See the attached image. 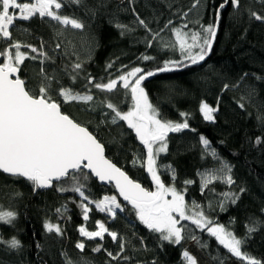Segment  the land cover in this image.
Here are the masks:
<instances>
[{
	"label": "trees",
	"instance_id": "16d2710c",
	"mask_svg": "<svg viewBox=\"0 0 264 264\" xmlns=\"http://www.w3.org/2000/svg\"><path fill=\"white\" fill-rule=\"evenodd\" d=\"M223 2L199 0L193 7L196 0H81L80 3L64 0L59 14L78 19L84 24L82 29L38 15L29 20L17 19L10 28L11 40L0 39V50L19 42L21 51L36 57L25 59L20 66V78L30 89H38L41 69H45L48 76H56L52 81L54 89L70 86L81 93L90 92L93 106L64 103L62 98H56L64 113L97 136L111 160L154 191L146 170V150L126 122H111L113 114L105 106L111 102L127 111L131 106L130 94L126 95L119 83L112 92L98 90L93 85L107 83L133 67L153 70L166 60H181L178 46L175 49L165 46L175 40L171 28L187 24L185 31H202L200 26L214 22L218 5ZM253 12L264 16V0H239V7L229 2L219 10L216 42L203 63L157 74L142 86L159 118L183 122L180 114H188L190 128L169 133L168 150L157 158L162 181L166 186L174 184L185 195L190 211H203L237 238L245 239L247 227L254 226L256 230L247 235L241 249L264 264V21L256 20ZM137 17L145 21L147 29L138 23ZM169 21L172 25L165 28ZM117 24L127 27L121 29ZM154 33L159 36L152 40ZM28 45L38 51L33 53L30 47H23ZM145 55L154 59H141ZM3 59L0 58V63ZM77 63L82 67L74 70ZM110 63L111 68L107 67ZM89 77L92 84L88 83ZM202 101L218 107L214 121L203 119L199 111ZM201 135L210 141V149L215 150L218 158L204 149L199 141ZM257 138L260 143L256 142ZM137 158L145 166L133 165ZM221 162L231 166L234 184L216 180L202 188L198 173L219 169ZM164 165L175 169V181ZM81 183L89 201H93L88 205L87 221L83 218L79 194L59 190L70 189V179L55 182L49 189H34L27 180L0 171V206L17 213L13 225L0 223V238L8 241L15 237L20 241L17 249L0 243V264H69V261L71 264H186L182 255L185 249L190 250L198 264H248L193 224L191 229L184 228L180 244L161 241L158 233L139 221L135 210L122 201L113 185L100 184L90 173ZM240 189L244 191L241 193ZM225 192L237 193L239 199L235 204L224 201ZM105 196H116L123 211L119 210L115 217L99 211L94 201ZM193 202L200 208H192ZM222 202L224 210L220 206ZM57 209L61 212L57 213ZM253 220L260 223L253 225ZM45 221L58 225L62 234L48 232ZM98 221L116 232L117 239L113 240L107 233L102 240L80 235V227L98 230ZM193 236L196 239L191 242ZM77 243L84 244L80 254L76 251ZM97 247L101 250L94 251ZM102 252L107 255L111 252L113 256L103 260L98 255Z\"/></svg>",
	"mask_w": 264,
	"mask_h": 264
},
{
	"label": "snow or ice",
	"instance_id": "6c2138e0",
	"mask_svg": "<svg viewBox=\"0 0 264 264\" xmlns=\"http://www.w3.org/2000/svg\"><path fill=\"white\" fill-rule=\"evenodd\" d=\"M64 0H31V2H22V0H0V39L11 40L10 28L17 19L29 20L38 15L40 18L48 17L64 26H71L73 29H82L84 24L75 18L59 14ZM73 3H80L81 0H70ZM231 3L239 7V0H224L218 5L216 19L208 25H201L202 31H185L187 24L181 27H172L171 32L175 40L165 46L177 48L182 57L181 60H166L161 67L153 70H145L141 67H133L126 72H122L117 78L109 79L107 83H95L93 86L101 91L112 92L117 88L118 83L126 90V95L130 94L131 106L127 111L121 110L117 105L111 102L106 103V107L111 110L112 123L124 121L129 129L134 130L136 137L146 150V170L150 174L154 183L155 191H150L140 183L129 178V176L117 167L111 160L105 156V146L86 126L71 118L61 109V103L56 98H62L64 103L84 102L93 100L90 92L81 93L75 91L70 86H60L53 88V78L47 76L41 69V82L38 89H30L26 86L25 80L19 76L20 66L25 59L29 57L24 51H21L22 45L14 42L8 47L0 50V57L3 62L0 63V171L10 174L13 177H19L30 182L34 189H44L53 186L54 182L70 179L71 188L60 187V191H73L82 198L80 204L83 210V218L88 220L90 211L88 196L82 190L84 185L81 179L87 180V169L100 181L115 182V187L119 195L132 205L139 221L149 230L158 233L161 241L171 244H180L184 239V228L181 221H191L196 228L207 231L218 241L231 255L248 261V264H262L261 261L248 256L242 252L241 245L245 242L247 235L256 230L254 226L247 227L245 239L237 238L226 227L209 219L203 211L189 212V206L185 202V196L173 185L166 186L161 179L157 164V158L161 153L168 150L167 136L169 133H179L182 130L189 129L188 114L181 113L184 117L183 122H173L163 120L158 110L149 100V96L142 86V83L149 77L157 73L173 71L181 66L187 67L184 61H189L195 65L204 61L210 53L215 41L220 13L226 4ZM199 0L193 4L196 7ZM12 10V11H10ZM18 10V12L16 11ZM185 17L187 13H184ZM252 16L256 20L264 21V16L255 12ZM138 23L147 29L145 21L137 17ZM199 23V21H197ZM172 21H169L164 27L169 28ZM118 28L126 29L127 26L117 24ZM150 32L151 30L148 29ZM163 31V29L161 30ZM123 34V33H122ZM159 33H154L152 40H155ZM152 40L148 41V46H152ZM190 41V42H189ZM30 47L31 52L38 51L37 48ZM59 47V44L57 45ZM14 50V51H13ZM40 55L47 58V54L41 52ZM143 60L154 59L150 56L141 57ZM81 64L73 66L74 70H79ZM107 67L111 68L112 64ZM127 67V66H124ZM75 77H73V80ZM88 83L92 84V79L88 78ZM227 87V85H225ZM243 107V105H240ZM199 111L206 121H214V114L218 107H212L206 102H201ZM195 131V129H191ZM200 143L206 151L210 150L213 158H218L214 149H210V141L203 135L199 137ZM260 143V138H257ZM133 165L140 163L145 166V162L139 158L132 161ZM171 172V179L175 181V169L171 165L163 166ZM231 166L227 162H221V167L214 171L198 173L201 176L202 188H206L213 181L220 180L227 185L234 184L231 173ZM80 173L81 175H76ZM192 181H185L190 184ZM244 189H240L242 193ZM171 199H168V197ZM224 201H230L235 204L239 199V194L225 192L222 194ZM87 201L88 203H84ZM95 207L101 212H107L110 216H116V210L123 211L121 204L116 196H105L102 200L94 201ZM221 209L224 210V204L221 203ZM192 208L198 209L200 205L192 203ZM264 211V210H262ZM61 209H57L60 213ZM17 213L11 210H4L0 206V223L13 225ZM251 220V218H250ZM259 221H252L253 225H258ZM44 228L48 232L55 231L62 234L58 225L45 221ZM96 231H88L84 227L79 228L80 235L88 238L103 239L107 233L113 240L117 239V233L109 231L101 222H97ZM192 239H196L195 236ZM0 243L7 244L10 248L20 247V241L12 237L8 241L0 238ZM76 247L83 250L84 244L77 243ZM123 248V245H121ZM99 247L94 251H100ZM109 256H113L108 252ZM183 258L186 264H197V260L189 254L187 250L183 252ZM115 259V257H113ZM69 264L71 262L69 261Z\"/></svg>",
	"mask_w": 264,
	"mask_h": 264
},
{
	"label": "water",
	"instance_id": "95a60500",
	"mask_svg": "<svg viewBox=\"0 0 264 264\" xmlns=\"http://www.w3.org/2000/svg\"><path fill=\"white\" fill-rule=\"evenodd\" d=\"M227 5V4H226ZM226 5H225V7H226ZM219 23H220V19H219ZM218 30H219V27H218ZM217 34H218V31H217ZM216 38H217V35H216ZM216 38H215V41H214V43H213V46H212V49H213V47H214V44H215V42H216ZM212 49H211V51H210V53L208 54V56L211 54V52H212ZM207 56V57H208ZM206 57V58H207ZM1 58V57H0ZM206 58H205V60H206ZM204 60V61H205ZM204 61H201L200 63H198V64H201V63H203ZM198 64H195V65H198ZM192 64H188V66H191ZM184 67H182V68H179V70H181V69H183ZM178 68H176V69H174L173 71H175V70H177ZM157 74H160V73H157ZM156 74V75H157ZM19 76H20V72H19ZM152 77H149L148 79H151ZM148 79H146V80H148ZM145 80V81H146ZM143 84V83H142ZM105 156H106V158H108L109 160H111L108 156H107V153H106V150H105ZM112 161V163H114L117 167H119V168H121L118 164H116L113 160H111ZM85 171H87L88 173H90L89 172V170H87V169H84ZM121 170L122 171H124L128 176H129V178H131V179H133L123 168H121ZM4 174H6V175H10V174H7V173H4ZM91 174V173H90ZM149 174V173H148ZM95 179H97L98 180V182L100 183V184H103V185H113L114 187H115V182L113 181V182H108V181H100L99 180V178H97V177H95L93 174H91ZM11 176V175H10ZM149 177H150V174H149ZM150 179H151V177H150ZM134 181H136V182H138V183H140L139 181H137V180H135V179H133ZM152 181V180H151ZM153 182V181H152ZM55 183V182H54ZM53 183V184H54ZM141 185H142V183H140ZM154 184V183H153ZM143 186V185H142ZM144 187V186H143ZM49 188H51V187H49ZM49 188H44V189H49ZM115 189H116V187H115ZM116 191H117V193H118V195H119V192H118V190L116 189ZM119 197L122 199V201L124 202V203H126V204H128L129 206H131L132 207V205L131 204H129L127 201H124L123 200V197L122 196H120L119 195Z\"/></svg>",
	"mask_w": 264,
	"mask_h": 264
},
{
	"label": "rangeland",
	"instance_id": "374dc122",
	"mask_svg": "<svg viewBox=\"0 0 264 264\" xmlns=\"http://www.w3.org/2000/svg\"><path fill=\"white\" fill-rule=\"evenodd\" d=\"M10 11H12V10H10ZM43 71H44L45 74H47V73L45 72V69H44ZM47 76H48V75H47ZM48 77H50V76H48ZM50 78H53V76L50 77ZM55 78H56V76L54 75V81H55ZM75 103L89 104L90 106H93V105H94L93 100H92L91 102H88V103H84V102H75ZM154 191H155V190H154ZM183 195H184V194H183ZM184 196H185V195H184ZM168 199H171V197L169 196ZM185 202H186V198H185ZM118 211H119V209L116 210V213H117ZM189 212L191 213V212H193V211H190V210H189ZM181 224H183L187 230L192 228V223H191V222H183V221H182ZM194 241H195V240L192 239L191 242H194ZM185 250H187V251L189 252V254L192 255L189 249H185ZM185 250H184V251H185ZM76 251L78 252V254H80V252H81L80 249H76ZM184 251H183V252H184ZM98 255H99V258H101V259H103V260L109 258V256H108L106 253H104V252L99 253ZM182 255H183V253H182ZM192 256H193V255H192ZM193 257H194V256H193ZM194 258H195V257H194ZM195 259H196V258H195ZM197 264H198V262H197Z\"/></svg>",
	"mask_w": 264,
	"mask_h": 264
}]
</instances>
